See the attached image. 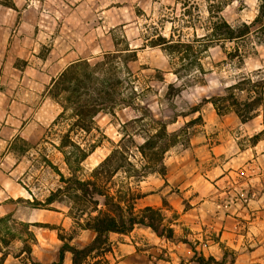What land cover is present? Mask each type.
I'll return each mask as SVG.
<instances>
[{
	"label": "clouds",
	"instance_id": "clouds-1",
	"mask_svg": "<svg viewBox=\"0 0 264 264\" xmlns=\"http://www.w3.org/2000/svg\"><path fill=\"white\" fill-rule=\"evenodd\" d=\"M0 264H264V0H0Z\"/></svg>",
	"mask_w": 264,
	"mask_h": 264
}]
</instances>
